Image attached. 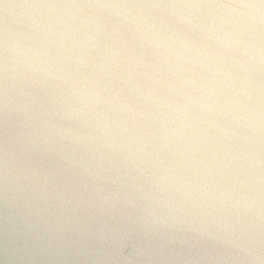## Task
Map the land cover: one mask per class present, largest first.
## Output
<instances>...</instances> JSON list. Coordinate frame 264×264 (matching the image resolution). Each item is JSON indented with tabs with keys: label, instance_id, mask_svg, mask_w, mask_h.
Here are the masks:
<instances>
[{
	"label": "clouds",
	"instance_id": "clouds-1",
	"mask_svg": "<svg viewBox=\"0 0 264 264\" xmlns=\"http://www.w3.org/2000/svg\"><path fill=\"white\" fill-rule=\"evenodd\" d=\"M3 13V264H264V0Z\"/></svg>",
	"mask_w": 264,
	"mask_h": 264
},
{
	"label": "water",
	"instance_id": "water-1",
	"mask_svg": "<svg viewBox=\"0 0 264 264\" xmlns=\"http://www.w3.org/2000/svg\"><path fill=\"white\" fill-rule=\"evenodd\" d=\"M71 2V0H0V26L3 24V4H17V5H28L35 3H67ZM16 16L15 20H13L12 16H9V26L14 32L20 31H28L23 27L24 24L29 23L32 19V14L39 12L40 15L37 17L38 19H44L48 16L55 18L57 14H59L58 10L54 12H49L47 9L36 10V9H15L12 10ZM0 215H2V201H0ZM5 257L4 245L2 239H0V264H3Z\"/></svg>",
	"mask_w": 264,
	"mask_h": 264
}]
</instances>
